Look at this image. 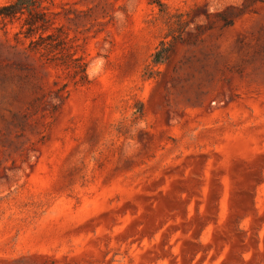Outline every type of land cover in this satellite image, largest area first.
Wrapping results in <instances>:
<instances>
[{"label":"rangeland","instance_id":"obj_1","mask_svg":"<svg viewBox=\"0 0 264 264\" xmlns=\"http://www.w3.org/2000/svg\"><path fill=\"white\" fill-rule=\"evenodd\" d=\"M41 4L67 65L0 21V264H264V0Z\"/></svg>","mask_w":264,"mask_h":264},{"label":"trees","instance_id":"obj_2","mask_svg":"<svg viewBox=\"0 0 264 264\" xmlns=\"http://www.w3.org/2000/svg\"><path fill=\"white\" fill-rule=\"evenodd\" d=\"M14 20L20 21V30L25 38L29 39V47L31 50H39L50 52L58 49L60 60L67 65L64 60L66 52L63 46H60V39L54 43V33L47 32L53 21L45 10V6L41 4V0H12L9 3L0 6V21L5 25L7 22ZM36 36L37 38L33 39ZM49 42H45L48 41ZM76 73L85 75V64L76 63L73 66Z\"/></svg>","mask_w":264,"mask_h":264},{"label":"clouds","instance_id":"obj_3","mask_svg":"<svg viewBox=\"0 0 264 264\" xmlns=\"http://www.w3.org/2000/svg\"><path fill=\"white\" fill-rule=\"evenodd\" d=\"M99 63H102V62H99ZM92 74H94V73H92ZM140 127L141 128L144 127L143 123L140 124Z\"/></svg>","mask_w":264,"mask_h":264}]
</instances>
